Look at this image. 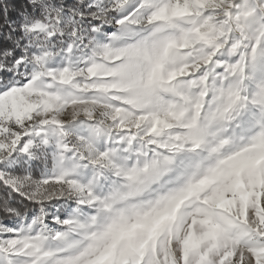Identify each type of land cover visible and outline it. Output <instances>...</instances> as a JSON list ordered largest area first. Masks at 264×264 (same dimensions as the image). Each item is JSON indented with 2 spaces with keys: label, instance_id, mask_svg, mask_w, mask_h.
<instances>
[{
  "label": "snow or ice",
  "instance_id": "snow-or-ice-1",
  "mask_svg": "<svg viewBox=\"0 0 264 264\" xmlns=\"http://www.w3.org/2000/svg\"><path fill=\"white\" fill-rule=\"evenodd\" d=\"M0 264H264V0H0Z\"/></svg>",
  "mask_w": 264,
  "mask_h": 264
}]
</instances>
